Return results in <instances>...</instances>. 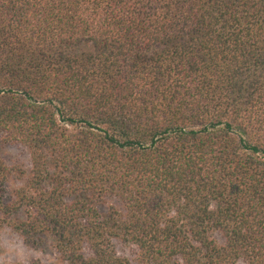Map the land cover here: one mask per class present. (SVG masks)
Here are the masks:
<instances>
[{"label": "trees", "instance_id": "trees-1", "mask_svg": "<svg viewBox=\"0 0 264 264\" xmlns=\"http://www.w3.org/2000/svg\"><path fill=\"white\" fill-rule=\"evenodd\" d=\"M0 142L64 264H264V0H0Z\"/></svg>", "mask_w": 264, "mask_h": 264}, {"label": "rangeland", "instance_id": "rangeland-1", "mask_svg": "<svg viewBox=\"0 0 264 264\" xmlns=\"http://www.w3.org/2000/svg\"><path fill=\"white\" fill-rule=\"evenodd\" d=\"M0 158L12 170L9 181V191L14 192L20 187L30 169V154L28 149L18 143L0 142ZM117 252L130 259L132 264H140L138 250L122 242L116 243ZM39 260L44 264H64L53 247L35 248L27 244L22 236L9 224L0 225V264H32ZM237 264H245L243 261Z\"/></svg>", "mask_w": 264, "mask_h": 264}]
</instances>
